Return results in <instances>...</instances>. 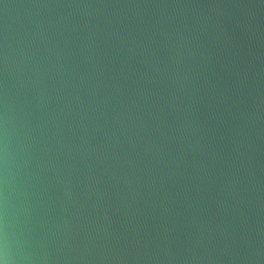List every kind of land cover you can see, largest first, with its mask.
Instances as JSON below:
<instances>
[{"label": "water", "instance_id": "1", "mask_svg": "<svg viewBox=\"0 0 264 264\" xmlns=\"http://www.w3.org/2000/svg\"><path fill=\"white\" fill-rule=\"evenodd\" d=\"M0 264H264V0H0Z\"/></svg>", "mask_w": 264, "mask_h": 264}]
</instances>
